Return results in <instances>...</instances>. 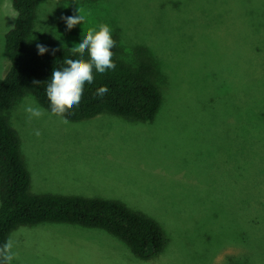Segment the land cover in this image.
<instances>
[{
    "label": "rangeland",
    "instance_id": "obj_1",
    "mask_svg": "<svg viewBox=\"0 0 264 264\" xmlns=\"http://www.w3.org/2000/svg\"><path fill=\"white\" fill-rule=\"evenodd\" d=\"M79 9L69 30L62 18ZM16 18L0 0V78ZM100 25L126 62L142 51L156 67L152 121L103 113L65 125L33 94L7 115L32 193L119 200L162 226L166 249L141 260L103 229L45 222L10 234L12 264H264V0H39L29 42L73 48ZM32 101L45 114L29 122Z\"/></svg>",
    "mask_w": 264,
    "mask_h": 264
},
{
    "label": "trees",
    "instance_id": "obj_2",
    "mask_svg": "<svg viewBox=\"0 0 264 264\" xmlns=\"http://www.w3.org/2000/svg\"><path fill=\"white\" fill-rule=\"evenodd\" d=\"M38 1L13 0L17 18L5 35L10 68L0 78V246L20 226L69 223L103 229L125 242L136 257L148 260L165 251L168 238L162 226L146 213L133 210L119 200L31 192V174L23 158L21 137L11 124L7 110L21 98L33 94L51 111L46 88L53 70L66 67L65 58L90 60L87 50L81 57L71 48L41 44L48 49L41 55L37 45L30 44ZM112 37L116 41L112 49L115 70L100 74L93 69L94 82L85 84L82 101L70 111L68 120L82 121L110 113L147 122L158 114L163 93L156 67L142 51L136 64L126 62L118 39ZM34 81L40 83L35 85ZM101 87L108 88L103 97L97 95Z\"/></svg>",
    "mask_w": 264,
    "mask_h": 264
},
{
    "label": "clouds",
    "instance_id": "obj_3",
    "mask_svg": "<svg viewBox=\"0 0 264 264\" xmlns=\"http://www.w3.org/2000/svg\"><path fill=\"white\" fill-rule=\"evenodd\" d=\"M63 17L69 30L82 24L85 17L81 15ZM112 30L108 25H100L99 30L89 29L86 35H83L82 42L71 48L73 53H79L81 57L87 50L90 60L68 59L65 58L64 63L67 65L62 70L54 69L50 83L46 88V95L50 101L51 114L58 117L62 124H69L68 114L74 107H79L84 93L85 84L94 82L93 69L100 74L106 73L108 70H115L116 64L113 60L114 53L112 49L116 46L113 39ZM41 55L45 54L48 49L41 44L37 45ZM35 85L39 81L33 82ZM108 93L107 87H101L97 90L100 97ZM24 111L28 114L29 122L33 118L39 119L45 114V110L39 107L35 101L25 104ZM37 137L41 135L39 130L34 133ZM14 241L9 238L2 246H0V264H12L16 257L13 251Z\"/></svg>",
    "mask_w": 264,
    "mask_h": 264
}]
</instances>
